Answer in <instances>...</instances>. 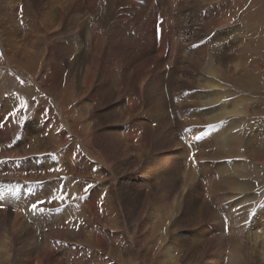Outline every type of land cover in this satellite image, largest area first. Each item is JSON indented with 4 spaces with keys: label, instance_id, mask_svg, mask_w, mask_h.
Masks as SVG:
<instances>
[{
    "label": "rangeland",
    "instance_id": "374dc122",
    "mask_svg": "<svg viewBox=\"0 0 264 264\" xmlns=\"http://www.w3.org/2000/svg\"><path fill=\"white\" fill-rule=\"evenodd\" d=\"M96 1L97 0H0V101H2L0 102V121L4 117V120L1 121L4 124H2V129H0V138L1 135H3L2 132L4 126L10 120L12 113L13 115L20 114L19 123L20 126H22L20 128L22 131L20 129L19 130L32 137L33 135L30 130H37L38 127L36 126V124H39L40 128L44 129V134L42 133V137L47 135L48 133L50 134V136L53 135L52 133H57L58 131H60V129L56 125V122H64L65 117L72 131L70 132L71 138L65 145L66 149H68V153H71L73 145L74 148H76V145L78 144V147L81 149V153L86 156L91 164L93 163L94 168H98V173L101 172V170L99 169L101 168V166H104L107 169V173L105 174V176L107 177L105 178L102 174H100L97 177L91 175V178H80L79 173H77L72 177L64 174H59L57 178L59 177L64 183L67 181V179H69L68 184H72L70 191L67 190V197L70 196L69 194H71V192H74L75 184L78 181H80L84 186L85 190L83 191V193H87L88 189L100 192V190H98L99 183L105 180L107 182V189H104V192H102L101 190L103 195L100 197V202L103 205L104 203H106V206L108 205V214H110L111 216H113V214L115 215L116 212L118 213V216L116 217L117 221H119V226L117 227L116 224L113 225V222H104L103 224L97 223L94 213L91 210L87 211L84 208L87 203L83 202V199L78 197L79 192L76 191L75 196L78 199H76L75 202L72 201L74 200L72 199V197L65 199V201L63 202L59 201V204L57 203V201H55L57 200L56 198L48 202L49 204H51V206L55 203L53 206L54 208L52 209L53 217L51 214H49L48 211V215H44L45 218L47 217V220L44 219V225H42L41 222L37 221V219L40 217L36 216L31 219H22L16 216L8 217L4 214V209L0 208V262H5L6 257L7 261L10 260L11 262L9 263L8 261V263L5 264H109L108 261L111 259V255H114V248L113 250L111 249L114 243H111L108 248L102 246L99 247L98 244H94V247L90 245L93 243L94 234L97 235V230H100L102 228H107L110 231L111 235L118 234V237H122V239H124L125 246L132 245L135 253L133 257L135 258L139 256L144 248L151 249L154 248L155 245L156 249L159 246L161 248L160 252L158 256H153V262H151V264H154V261L156 259L159 260L160 258L163 260V258L165 257L164 250L169 246L166 245L167 241L168 243L173 244L177 247L179 239H182L185 236L191 239L189 230H191L190 227L195 207L194 205H186L184 200L181 199L176 192H174L172 198L177 197L176 199H178L176 200L175 204H184L190 209V211L185 212L184 210H179V206L175 205V208L173 207V209L178 210H173L169 216L170 218L165 217L163 214L161 215V213H159V209L155 205V203H157V201H159L161 198L156 200L150 199L149 202L146 203V191L147 193H153L152 198H154V195L156 194L160 195V191L162 194L163 191L161 190V186H163V184L167 182L171 187H174L177 182H179L178 178H180V181H182V177L184 175L183 171L184 169L187 170L189 166L188 170L190 169L192 172L191 174H194L195 178H197V180L202 184L204 198L206 197V199H208V193L206 192L207 188H209L208 183L210 182V180L217 178V176L219 175L218 169L222 171V173H225L226 171L223 169V166L228 163H232L233 161V163H236L238 161L237 163L246 166L250 162L249 161L247 164L242 163L243 161L240 158H231V160L230 158H216L215 150H217L216 148L218 146L215 148L212 147L213 145H215L214 142L216 141L214 140L216 138H212V140L214 139L213 144L212 141L210 143H207V145L206 143L199 142L205 139V134L203 133V130L200 129L201 127L198 126V129L196 127L197 125L192 121V118H195L196 116L195 111H188L189 113L187 112L188 114H185L182 113L180 108L179 110L181 112L176 110L175 106L171 104L173 103L174 105H176L179 100L187 101L189 95L181 94V90H183L184 88H187L186 90H188L190 87L187 86L184 81L178 83L175 81L169 84V76L171 74L172 78L173 69L168 63H166L167 61L164 64L161 63L159 66V70L155 71L154 74L157 81L155 88L159 86V93L163 94V99H158L157 97L156 98L159 102L161 101V104L162 102H164L162 104L164 108L162 107V111L160 110V112H158L153 110L156 107L155 105L153 106L154 108H151L150 105L145 107L144 109L137 110L139 116L135 117L134 127L136 131H134L135 135L133 136V140L125 137L126 128L124 127V123L127 120V116L121 115L120 112H118L114 108L117 103L123 104L124 101H126V97L125 95H123L125 93L120 94L117 91L113 95L111 94V90H109V87H114L111 86V83L114 82V78H111L113 77L111 74L104 73V75L107 77L104 76V79L99 78L97 82V87L95 89L98 95V104L100 105V107L96 112L91 107L89 101L90 94L88 90H84V92L82 93L83 86L81 87V89H75L74 79L72 80L73 82L70 81L69 83H65L61 82L62 78H60L57 85H52L47 89L44 87L42 88L40 84H46V82L49 81L50 75L52 73V70L50 69L46 74L45 68L48 65L49 68L50 66H54L53 64L58 65L60 59V54L50 57L48 55V50L53 49L54 47L59 48V43L64 39L69 41V45H72L74 42L73 39L77 38L76 35H78V45L80 44L83 47L82 52L76 51L73 53V51H75V49H73L71 51L72 53H70L72 56L70 57V59H83L86 56V53H89L88 49L91 48L90 45L93 44L97 48L99 57L108 63V69L113 71L117 75L124 77L125 79L129 77L134 67H137L139 65L143 66L144 61L147 62L148 60L156 56V53L153 54L154 52H161L160 46L164 45L165 53L167 56L170 49L174 48L175 43L173 44V42H175L176 39H178V41L180 40L181 44H183V46L181 45L180 49L186 47V50L182 49L183 51H180V54L182 52L181 56L184 58H186L185 55H187L186 53L188 51L191 54H195L199 51L204 50V46L206 45L208 49H210L209 52L217 55V58L220 59L218 61L217 58L214 57L216 59L213 61H216L217 63L223 62L224 64L218 82H220L222 86H225H223L224 92H226L227 90V94L229 95L227 101L233 102L232 100L238 99L237 96L240 94L241 98L243 99L242 102L248 105V110L246 109L247 116L243 120L244 122L238 124L239 129L236 128L237 133L239 134V136L243 134L242 138H244L245 140H248L250 137L256 135L259 138V142L256 147H254L255 149L251 150L261 151V154L264 153V0H190L188 2L189 4L187 3V0H179L175 2V6H181L178 7L179 10L173 7V0H167L165 3H163L165 0H124L125 2L129 1L130 4L123 3L125 6L122 5V9H120L122 0H117V10L116 8L112 10L109 9V3L111 5L112 0H104V2L99 0L98 3ZM132 2L135 3L134 6L132 5L133 7L131 6ZM192 11L195 14H199L201 18L199 19L197 16L194 17L192 15ZM123 15H125L126 17ZM191 20H197L199 24L193 25ZM221 23H227L228 26L221 28ZM29 26H38L39 28H43V32L39 33L41 42H45L50 35L48 34V32H45V27H52L53 29L59 27L61 30H65L62 34H58L56 39L53 35L51 40L52 42H50L46 46H44L43 43H40L42 47L40 50L41 60L39 64L42 65L40 66L38 64L39 66L34 70V76L31 75L32 71L25 72L21 70L19 68L20 60L14 57H17L19 51L23 47H28V41L25 39L26 36H24V34L26 32H29V28H26L27 30L25 29V27ZM121 26L123 28H121ZM178 26L179 28H177ZM197 27L202 28V33L200 34L201 40L196 44H192L191 46L187 47L194 41L191 40V38L193 37L192 31ZM22 28L23 30L25 29L23 32L16 31L17 29L22 30ZM257 42L259 45H257ZM81 46L80 49H82ZM77 48L78 47H76V49ZM26 51L27 50H25V52ZM241 54H243L242 59H240ZM26 55L27 54L25 53V56ZM248 57L251 59H249ZM257 59L258 66L255 64L257 62ZM73 61L74 60H72V62ZM260 63L262 64V67L259 66ZM225 66L229 67L225 69ZM143 68H138L136 70V73H141L140 70H143ZM246 68H248V70H246ZM40 69H42V71H40ZM234 69L235 72L237 70V72L235 73L236 75L238 73L240 75V72H244V75L241 77L239 75V77H235L236 75H234ZM227 70L229 73L227 72ZM74 72L75 68L73 66V69L69 70L68 73L70 74ZM230 72L233 73V75ZM139 73H137L136 77H134L135 84L136 81L137 83L139 82V77H141ZM237 78H242V81H239ZM229 81L230 83H228ZM101 84L106 85L103 86L104 88L99 87V85ZM148 84H151V80L148 82ZM183 85L186 86L183 87ZM152 86L154 85H145L144 89L147 88L146 90H150L149 88ZM146 90L145 94H147ZM78 94L79 96H77ZM232 94H234L235 96H232ZM190 96H193V94H191ZM84 103H87L90 106L86 115L83 111V113L80 112L81 105ZM121 104H119V106ZM3 106L5 110H9V113H7V115L1 110ZM204 110L206 111L205 108ZM159 113L163 114V118L155 120L159 116ZM175 113H177L176 116H174ZM51 120H54L55 122L51 124ZM167 121L168 124H165L167 123ZM187 121H191V123ZM47 123H49V125ZM42 130L40 129V133ZM46 130L48 133H46ZM187 130H189L190 133ZM191 130H193V132ZM210 130L211 129H209V132H211ZM236 131L234 130L235 133ZM162 132V135L165 134V137L167 136L166 139L159 137ZM25 133H23L22 135L19 133L8 135L6 141L11 142V144L15 141V143H13L14 146L12 149H15L17 146L22 144V146L18 148H23V150H25L29 146V143H26V139H24ZM261 133L263 137L260 136ZM186 134L188 135V137ZM17 135L20 136L18 139H15ZM33 139H35V137H33ZM79 139H81L83 143L79 142ZM139 139H141L140 142H138ZM53 140H50L51 144H49L50 142L46 144L41 143L43 147H46L47 144L49 145H47L46 148H48L51 153L50 156L52 157L55 154L56 156H58V154L60 155L66 150L65 146L60 145L59 141L56 138H54ZM83 140L87 141L84 142ZM116 140H118L120 144L118 148L120 149V153L115 155L118 157L117 160H111L110 157L114 155L113 152H111V150L113 149L112 146L117 147ZM186 140L187 142L189 141L190 145L186 142ZM173 141L175 143L179 142L182 145H184L185 143L187 144L185 150H187V152H190H188L186 160L183 159V157L181 158L177 154L176 157L179 158L178 163L177 161H173V159H176L175 156H173L175 155L174 150L176 151V148L174 147L175 145H173ZM143 144L146 145V147L144 148L145 151H143L142 157H139L138 159V157H136L138 154L134 150L136 149L137 145L142 146ZM123 151H125V154H127L126 157L122 155ZM203 156L208 157L203 158ZM29 160L30 157L22 159L19 158L20 168L22 167V165L24 166ZM132 162H136L135 167H133V165L131 164ZM171 162H176L177 167L171 168ZM207 162H210L211 165L206 166L205 163ZM191 163L193 164L194 168L190 167ZM193 169L196 172L193 173ZM244 171L245 174L247 173L246 175L252 179V181H255L253 193L255 192L254 195L256 196V198L254 199V203L249 210V215H247L249 217L244 218V222L246 223H244L245 225L243 224V228L245 226L244 229H246L244 230L245 232L243 235H247L248 237L242 235V238H245L243 240V244L247 246V251H251V249L256 250V247H258L260 243L258 242V245L256 244L255 246V244L252 243L249 239L248 231H257L258 235L261 236L262 240L264 241V154L263 156H259L256 161L251 162V165H248V167ZM200 172H204L205 176H202ZM31 173L32 172H30V170L26 167V170L24 172L25 177H29ZM2 174L5 173L2 172ZM89 175L90 174L87 173L86 177H88ZM0 177L2 179H5L4 175H1ZM173 178L177 179L176 181H174L175 184L172 185L171 182H169V179L174 180ZM205 178L206 180H204ZM261 181L263 182L261 183ZM18 182L19 184L21 182L20 185L22 186H24V184L26 183V181H24L23 179L17 180V183ZM44 182L46 183V181ZM63 182L60 189L61 192L63 191L62 188L64 187ZM3 183L4 187H6L7 189H12L15 192L18 191L16 183H9L6 181H3ZM37 183L39 182L30 183V185L35 186V184ZM43 187H45V184H43ZM169 188L170 187H167L165 191H168L167 189ZM27 191L23 195L25 196V199L28 198L27 194L29 195V192ZM101 192L100 194H102ZM235 192H237L238 195L240 193L239 190H235ZM65 193L67 192H63V194ZM56 194H58V192ZM89 194L90 193L85 194L86 198ZM117 195L118 197H116ZM238 195L223 199V205L216 201V203L220 206L216 205L213 207L216 210L215 214L218 219L212 218L209 222L210 224H205V228H207V230L211 232L212 235L220 234V231L217 230H221L222 232L224 231V233L226 234L230 233V225L232 223L229 218L226 221L225 217L227 214L231 216L230 211H232L233 213V209L235 207L236 208L234 209V212L235 210L239 211L238 204L242 201V197ZM34 196L36 198L38 197L37 194H35ZM105 197L108 198V201L106 202ZM111 198H115L114 202ZM40 202L35 204L40 205ZM172 202L174 201L172 200ZM46 203L47 202L45 199L43 204L46 205ZM65 204L67 205V207H65ZM68 205L73 206L69 207L70 212L68 210ZM239 205L240 209L242 206H244H241V204ZM16 208L17 206L15 204L11 207V209H13L12 211L14 215L18 212ZM66 208L68 209L66 210ZM19 209L23 213H26L27 211H33L30 208L19 207ZM45 209L48 208L46 207ZM160 209L164 211L163 208ZM44 210L42 211L43 214L45 213ZM218 210H220V212ZM177 211L179 214H176ZM224 211H227V214ZM71 212L72 215L70 216ZM172 214L175 216V218ZM222 214L223 216H221ZM76 215L78 216L77 218ZM82 215H86V218H84ZM62 217H65L66 220ZM221 218H224V229L222 228ZM86 219L92 221L85 225ZM76 220H78L79 222ZM175 220H177L178 223H176ZM122 221L124 222V224ZM50 222L52 224L51 229L53 231L62 229L61 231H66L65 233H68L70 230L71 232L68 233L70 237H67V239H63L62 241L54 234H49V228L46 230L43 229V226H46L48 223L50 224ZM254 224H256V227L254 226ZM88 226H90L91 228ZM217 226L218 228H216ZM95 228L97 230H95ZM78 232L80 236L79 238H76L75 236ZM142 234H147L148 236H143ZM143 237H145V240L143 239ZM135 239H137L138 241ZM247 239L249 240L247 241ZM140 240H143L142 243L140 242ZM144 242L146 244H144ZM157 243L159 245H157ZM6 246H8L9 248ZM46 247H48V250H46ZM260 248V253H264V246H260ZM106 249L108 250L105 253L104 250ZM255 250L253 254L258 255L259 252H256ZM82 251H84L86 255ZM87 252H89L90 254H88ZM92 253H94V256H92ZM154 253L155 250H153L151 255ZM225 254L228 255L229 250H227ZM177 255L176 257L179 258L181 257L182 253H177ZM263 255H261L262 258L261 260H259V263H264ZM161 256L163 257L161 258ZM245 256L247 258L248 253H245ZM138 262L140 264L145 263L142 260H138ZM188 262L190 263L189 260ZM229 263L230 259H223L222 264Z\"/></svg>",
    "mask_w": 264,
    "mask_h": 264
},
{
    "label": "bare ground",
    "instance_id": "6f19581e",
    "mask_svg": "<svg viewBox=\"0 0 264 264\" xmlns=\"http://www.w3.org/2000/svg\"><path fill=\"white\" fill-rule=\"evenodd\" d=\"M98 1L99 0H97L96 2L98 3ZM101 1L104 2V0H101ZM166 1L167 0H165L163 3H165ZM176 1H179V0H173L172 5H173V7H175V9H178V7H181V6H175V2ZM189 1L190 0H187V3ZM118 2H120V1H118ZM146 2H148V1H146ZM123 3H129L130 4L129 1L125 2L124 0H122V3L120 5V7H121L120 9H122V5H124ZM116 4H117V0H112L111 5L109 3V9L110 10L115 9L116 8ZM132 5L134 6L135 3L132 2L131 6ZM173 7H171V8H173ZM116 10H117V8H116ZM191 10H193V9H191ZM192 15L194 17L197 16L199 19L201 18V16L199 14H197V13L195 14L193 11H192ZM123 16H125V15H123ZM124 20H122V21H124ZM191 22L193 23V25H198L199 24L197 20H195V21L191 20ZM211 22H212V20H211ZM221 24H222V25H220L221 28H224L225 26H228L227 23H225V24L221 23ZM122 26H121V28H123ZM168 26H169V24H168ZM26 28H29V30H28L29 32L28 33L26 32L24 34V36H26L25 39L28 41V47H26V48L23 47L19 51V54L17 55V57L16 56H14V57L16 59L20 60V64H19L20 67L19 68L21 70H23L25 72L32 71L31 75H33V73L35 72L34 70L40 65L39 64L40 60H41V51L40 50H41V47H42V45H40V43H43V45L46 46L47 44L52 42L51 40H52V36L53 35H54V38L56 39L58 34H62L65 30L64 29L61 30L59 27H57L56 29H53L52 27H45V32L46 33L48 32V34H50V35H49V37L47 38V40L45 42H41L39 33L43 32V28H39L38 26L37 27L36 26L35 27L29 26V27H25V29ZM177 28H179V26ZM24 30L22 28V30L21 29H17L16 31L23 32ZM192 32H193V37L192 38L190 37V38H191L192 41L193 40L194 41L192 43H190V44L188 43L189 45L187 47L191 46L192 44H196L197 42H199L201 40L200 39L201 38L200 34L202 33V28H198L197 27ZM190 34H192V33H190ZM43 35H44V33H43ZM76 37L77 38L73 39L74 42H73L72 45H69V41L64 39V40H62L59 43V46H60L59 48L58 47H54L53 49L48 50V55L50 57L55 56L57 54H60V59H59V64L58 65L53 64L54 66H50V68H49V65H48L45 68V73L46 74H47V72L50 69L52 70V73L50 75L49 81L46 82V84L45 83H41L40 84L42 86V88L44 87V88L47 89L48 87H51L52 85H57L59 83V79L60 78H62L61 82H65V83L66 82L69 83L70 81L73 82L72 80L74 79L75 85L74 84L73 85L75 86V89L76 88H80L81 89V87L83 86L82 87V93L84 92V90H88V92L90 94L89 95L90 96L89 97V101H90L91 107L96 112L99 109V107H100V105L98 104V101H99L98 100V95H97V92H96V89H95L97 87V82H98L99 78H101V79L103 78L104 79V76H105L104 73L111 74L113 76L111 78H114V82L111 83L109 81L111 83V86H114V87H109V90H111V94L113 95L117 91L120 94L125 93L123 95H125V97H126V101H124L123 104L117 103V105L114 108H115V110L120 112L121 115L127 116V120L128 121L126 120V122L124 123V127L126 128L125 137H127L130 140H133V136L135 135L134 131H136V129L134 127L135 117L139 116V114L137 113L138 112L137 110L144 109L145 107L150 106V105H151V108L155 105L156 107L155 108L153 107L154 108L153 110L154 111H158V112H160V110L162 111V109L164 108L162 106V104L164 102H162V104H161L160 103L161 101L160 102L158 101L159 98L163 99V94L159 93V88H158L159 86L157 88H155V85L157 84V81H156V77L154 76V74H155V71L159 70L160 64L161 63L164 64L167 61L166 63H168L170 65V67L173 69V72H172V75H173L172 78L173 79L171 78V74H170V76H169V84H171L172 82H175V81L177 83L184 81L185 84L190 87L188 90H186L187 88H184L183 90H181L182 92L180 91L181 94L189 95V98H188L187 101L179 100L176 103V105H174L171 102L170 103L173 106H175L176 110H178V111L181 110L182 113H185V114H188L189 113L188 111H195V115L196 116H195V118H192V121H193V123H195L197 125L196 126L197 128H198V126H200L201 127L200 129H202L203 133L205 134V139L203 141H199V142L206 143V145H207V143H210L212 141V144H213V140L214 139L212 140V138H216L214 140V141H216V142H214L215 145L212 146L213 148L218 146L216 148L217 150H215L216 158H222V159L223 158H230V160H231V158H236V159L240 158L243 161L242 163H246V164L250 161L249 164H247V165L245 164L246 166H243L240 163H237L238 161L236 163H233L234 161L232 163H228V164L223 166V169L226 171L225 173H222V171H220L218 169L219 175L217 176V178H215V176H214L215 179L210 180V182L208 183V187L209 188H207V191H206L208 193L207 194L208 199H206V197L204 198L202 184L197 180V178H195L194 174H191L192 172H191L190 169H189L190 170V172H189V170H188L189 166H188L187 170L184 169V171H183L184 175L182 177V181H180V178H178L179 182H177V184L174 187H171L167 182L164 183L163 186H161V190L163 191L162 194H161V191L159 190L160 191V195L156 194V195H154L155 197L152 198V194L153 193H150V192L147 193V191H146V196H145V198L147 200L146 203H148L150 199L156 200V199L161 198L159 201H157V203H155V205L158 207L159 213H161V215L163 214L165 217H169L173 210H178V209H173V207L175 208V205L179 206V210H184L185 212H189L190 211V209L186 206L187 204L188 205H194V207H195V211H194L193 216H192V223H191V227H190L191 230L188 229L191 239L187 238L186 236L183 237L182 239H179L177 247L174 246L173 244L168 243V241H167L166 245H169V246L168 247L166 246L167 248L164 250L165 257L163 258V260L160 259V258H159V260L156 259L154 261L155 262L154 264H183V263L191 264L192 262H195L197 264H222L224 258H226L227 260L230 259V263L229 264H264V263H259V260H261V258H262L261 255L264 254V253H260V249H261L260 246H262V247L264 246V241L262 240V237L258 235V232L257 231H252V230L248 231L250 241L252 243H254L255 246H256V244L258 245V242L260 243V245L258 247H256V250L255 249H251V251H247V249H246L247 246H245L243 244V240L245 238H242L243 236H247V235H243L244 232H245L244 230H246V229H244L245 226L243 228V224L246 223V222H244V218L245 217L246 218L249 217L247 215H249V210H250V208L252 207V205L254 203V199L256 198V196L254 195L255 192L253 193V190H254V187H255V181L254 180L252 181V179L249 178L246 175L247 173L245 174L244 170L248 167V165H251V162L256 161L259 158V156H261V155L263 156L264 153L261 154V151L251 150V149H255L254 147H256V145L259 142V140H258L259 138L256 135H254L253 137H250L248 140H245L244 138H242L243 134H241L239 136V134L236 131V128L239 129V125L238 124H240L241 122H244L243 120L247 116L246 113H247V110H248L247 109L248 105L246 103L242 102L243 99L241 98V95L239 93H238L239 95L237 96L238 99H233L232 100L233 102H228L227 101V99L229 98V95L227 94V90H226V92H224V88H223L224 85L222 86L220 84V82H218V79L220 78L221 73H222V68H223V65H224L223 62L222 63H217L216 61H213L218 56L213 54V53H210L209 52L210 49H208V47L206 45L204 46V50L199 51V52H197L195 54H191L188 51L186 53L187 55H185L186 58H184V57L181 56L182 52L180 54V51L182 49L186 50V47L180 49L181 45L183 46V44H181L180 40L178 41V39H176L175 42H173V44L175 43L174 48L170 49L169 54L167 56H166V53H165L164 45L160 46V49H161L160 51L161 52H159V53L154 52L153 54L156 53V56H154V58H151L147 62L144 61L143 62V66L139 65L137 67H134L133 71L131 72L129 77L127 79H125L124 77H121V76L117 75L116 73H114L113 71L108 69V67H109L108 63L105 60H103V59H101L99 57L96 46H94L91 43H90L91 44L90 45L91 48L88 49L89 53H86V56L83 59H78V58L72 59L71 58L72 60H74L72 62V60L70 59V57H72L71 54H70V53H72L71 51L73 49H75V51H73V53L76 52V51H78V52L79 51L80 52L83 51V47L79 44L82 47V49H80V46L78 45L79 36L76 35ZM43 38H44V36H43ZM165 42H166V38H165ZM257 45H259L258 42H257ZM76 47H78V48L76 49ZM25 50H27V51L25 52ZM25 53L27 54L26 56H25ZM230 53H232V52H230ZM219 56H221V55H219ZM214 57H216V58H214ZM242 58H243V54H241V58L240 59H242ZM249 59H251V58H249ZM252 59H254V58H252ZM217 60L219 61L220 59L217 58ZM251 62H252V60H251ZM255 64L256 65L258 64V59H257V62ZM73 66L75 68V72L69 74L68 72H69V70L73 69ZM259 66L262 67V64L260 63ZM227 67H229V66H225V69ZM138 68H143V70H140L141 73L137 72V73H139V75L141 77H139L140 78L139 82L137 83V81H136V84H135L134 77H136V75H137L136 70ZM246 70H248V68H246ZM40 71H42V69H40ZM233 71H234V75H236L235 73L237 72V70H236V72H235V69ZM178 72L179 73L181 72V73L179 74ZM227 72H228V70H227ZM176 73H178L179 75L176 74ZM243 73L244 72H240V75L238 73L235 77H239V76L241 77V76L244 75ZM231 74L233 75V73H231ZM260 74H261V72H260ZM256 76H257V74H256ZM105 77H107V76H105ZM237 79L240 81L242 78L241 79L237 78ZM150 80H151V84H148V82ZM226 80H228V79H226ZM230 81L228 83H230ZM152 84L154 86L150 87L149 88L150 90H146L147 88L144 89L145 85L147 86V85H152ZM105 85L106 84H101V85H99V87H103ZM186 85H183V87H185ZM107 86H108V83H107ZM114 88H116L117 90L114 89ZM40 90H41V88H40ZM145 90H146L147 94H145ZM39 92H41V91H39ZM191 94H193V96H190ZM77 96H79V94ZM232 96H235V95L232 94ZM119 100H121V99H119ZM229 100H231V99H229ZM0 102H2V101H0ZM119 104H121V105L119 106ZM123 106H125V107H123ZM21 108H22V106H21ZM89 108H90V106L87 103H84V104L81 105L80 112L83 111L84 114L86 115V113H87ZM179 108H180V110H179ZM204 108L206 109V111L204 110ZM3 109H4V106L2 107L1 110H2V112L6 113V115H7V113H9L8 112L9 110L7 111V110H5V109L3 110ZM254 110H255V108H254ZM39 111H41V110H39ZM177 113H179V112H177ZM177 113H175L174 116H176ZM19 115H13V113L11 114L10 120L5 124L3 132H2L3 135H1V138H0V173H1L0 176L1 175L5 176V179L4 178L2 179L0 177V208L4 209V214L6 216H8V217L16 216V217L22 218V219H25V218L26 219H31V218L37 216V217H40V218L37 219V221L41 222L42 225H44V223H43L44 219L47 218V217L45 218L44 215L47 216L48 215L47 214L48 211H49V214H51L52 217H53L52 209L54 208L53 206H54L55 203L52 204V206H51V204H49L48 202H50V200H54L56 198L57 200H55V201H57V203L59 204V201L63 202V201H65V199H68L70 197H72V199H74L72 201L75 202L76 199H78L75 196L76 195L75 191H76V192H79V194H78L79 196L78 197L83 199V202L87 203L84 208L87 211L91 210L94 213L95 220L97 221V223L103 224L104 222H113V225L116 224V226L118 227L119 226V221H117V217H116V216H118V213L116 212L115 215L113 214L114 217L111 216L110 214H108V208H107L108 205L106 206V203H104V205H103L100 202V197L103 195L102 192H104V189H107V182L105 180H103L101 183H99V189L98 190H100V192L102 190V192H101L102 194H100V192H97V191L91 190V189H88L87 193H83V191L85 190L84 186L81 184L80 181H78L75 184L74 192H71V194H69L70 196L67 197L68 191H70L72 184H70V183L68 184L69 179H67V178H66L67 181L65 183L59 177L57 178V176L59 174H64V175L72 177L73 175H76L77 173H79V177L80 178H91V175H94V177H97L100 174H102L105 178L107 177V176H105V174L107 173L106 172L107 169L104 166H101V168H99L101 170V172L98 173L97 172L98 168L95 167L96 168L95 169L93 163L91 164L88 161V159L86 158V156L83 153H81V149L78 147V144L76 145V148H74V145H73L72 146L73 149L71 150V153H68V149H66L65 145L70 140V138H71L70 132H72V131H71V127H70L67 119H65V117H64V122H61V121H57L56 122V125L59 127L60 131H58L57 133H52L53 135H51V136L46 130V133H48L49 135L47 134V135L42 137V133H43L44 129L40 128L39 124H36V126L39 129L37 128V130H33V129L30 130V132H32L33 137H35V139H33L32 136H28L25 132H21L22 130L20 128L22 126H20V123H19V120H20ZM158 115L159 116L155 120H159L160 118H163L162 117L163 114L159 113ZM44 116H42V117H44ZM46 116H47V114H46ZM50 116H51V113H50ZM141 116H142V114H141ZM243 116H245V117H243ZM3 120H4V117L1 119V121H3ZM54 122H55L54 120H51V124H53ZM187 122L191 123V121H187ZM2 124H4V123L1 122V125H0L1 128L0 129H2ZM47 124L49 125V123H47ZM165 124H168V121ZM121 126H123V125H121ZM208 127H210V128H208ZM40 129L41 130L43 129L41 131V133H40ZM209 129H211L210 130L211 132H209ZM234 130L236 131V133L234 132ZM187 131L189 132V130H187ZM191 131L193 132V130H191ZM147 132H149V131H147ZM15 133L16 134L19 133L21 135L23 133H25V135H24V139H26L25 142L29 143V146H28L27 149H25V150H23V148L19 149L18 147L22 146V144L17 146L15 149H12L13 146H14L13 143H15V141L11 144V142H7L6 139H7L8 135H11V134L13 135ZM142 133H144V132H142ZM203 133H201V134H203ZM145 134H146V132H145ZM162 134H163V132L161 133V135L159 137H162L163 139H166L167 136L165 137V134L164 135H162ZM106 135H109V134H106ZM19 136L20 135H17L15 139H18ZM260 136L263 137L262 133L260 134ZM168 137H170V136H168ZM187 137H188V135H187ZM199 137H200V135H199ZM54 138H56L59 141L60 145L65 146L66 150L64 149L65 150L64 153H61L60 155L57 153L58 156H56V154H55L52 157V156H50L51 155L50 151L48 150V148H46L48 144L46 145V147H43L42 144H44V143L46 144V143H49V142H50L49 144H51L50 140H53ZM196 138H198V137H196ZM135 140H136V138H135ZM140 140L141 139H139L138 142H140ZM78 141L83 143L81 141V139H79ZM85 141H87V140H85ZM116 141H117V147L112 146L113 149L111 150V152H113L114 155L111 154V155H113L112 157H110L111 160H113V159L117 160L118 157L115 156V155L120 153V149H118L120 144H119L118 140H116ZM168 141H169V139H168ZM170 141H172V140H170ZM186 142H187V140H186ZM187 143H189V141ZM173 145H175L174 147L176 148V151L174 150V154L175 155H173V156H175L176 159H173V161H177V163H178L179 158L176 157L177 154L181 158L183 157V159L186 160L187 156H188V152H190V151L187 152V150H185L186 147H187V144L185 143L184 145H182L179 142H177V143L174 142ZM189 145H190V143H189ZM192 146H194V145H192ZM145 147H146V145H144V144L142 146L137 145L136 149L134 150L138 154L136 156V157H138V159H139V157H142L143 151H145V149H144ZM61 151H62V149H61ZM107 153H108V151H107ZM122 155L124 157L127 156V154H125V151H123ZM27 157H30V160L24 166L22 165V167L20 168L19 158L22 159V158H27ZM207 157L208 156H203V158H207ZM177 163L176 162H171L170 163V164H172L171 168H176L177 167ZM89 164H91V165H89ZM131 164L133 165V167L136 166V162H132ZM205 165L209 166L211 164H210V162H207V163H205ZM215 166H216V164H215ZM26 167H27V169L30 170V172H32L29 177H25V175H24ZM190 167L194 168L192 163H191ZM199 169H201V168H199ZM2 172H4L5 174H2ZM194 172H196V171L193 169V173ZM87 173L90 174L88 177H86ZM200 173L202 174V176H205L204 172H200ZM200 173H198V174H200ZM251 173H253V172H251ZM254 174H255V172H254ZM21 176H23V177H21ZM6 178H8V179H6ZM92 178H93V176H92ZM259 178H261V177H259ZM20 179H23L24 181H26L24 186L20 185L21 182H20V184H19V182L17 183V180H20ZM173 179L174 180H170L169 179V182H171L172 185L175 184L174 181H176L177 178L176 179L173 178ZM217 179H219V180H217ZM204 180H206V178ZM3 181L9 182V183H16L18 191L15 192L12 189H7L6 187H4ZM44 181H46V183ZM29 182L30 183L39 182V183L35 184V186H33V185L31 186ZM62 182L64 183V187L62 188L63 191L61 192L60 189L62 187ZM262 182L263 181H261V183ZM43 184H45V187H43ZM167 187H170V188L167 189L168 191H165V189ZM235 190H239L240 191V193L239 192L238 193L242 197V201L240 200L241 202L240 201H238V202H240L239 204H241V206L242 205H244V206H242L241 209H240V205L238 204L239 211L235 210V212H234V209L236 207L234 209L232 207L233 213H232V211H230L231 212V216H229L226 213L227 211H224L227 214L226 217H225L226 221L229 218L231 223H232L231 224L229 222L231 224L230 225L231 226L230 227V231H229L230 233L226 234V233H224V231L222 232L221 230H217V231H220V234H218V235L217 234L216 235L213 234L212 235L211 232H209L207 230V228H205V224L209 223L212 218L218 219L216 214H215L216 210H215V208L213 206H216V205L220 206L219 204L216 203V201L219 202L221 205H223L224 204L223 199H227V198H230V197H234L235 195H238L237 192H235ZM26 191L29 192V195L27 194L28 198L25 199L24 198L25 196H23V195H24V193ZM57 192H58V194H56ZM60 192H61V194H60ZM63 192H67V193L63 194ZM174 192H176L177 195H179V197L184 200L186 205H184V204L182 205V204H179V203L175 204L176 200H178V199H176L177 197L176 198H172ZM88 193H90V194L86 198L85 194H88ZM35 194L38 195L37 198L34 196ZM61 197H63V198L61 199ZM116 197H118V195ZM45 199H46V202H47L46 205L41 203L42 201L44 202ZM107 199L108 198L105 197V202L108 201ZM114 199H112L113 202H114ZM172 200L174 202H172ZM38 201L39 202L41 201L40 202L41 204L40 205L36 204V205H38V208L36 210H34L32 206L35 203H39ZM14 204L17 206L16 209L18 210L17 213L15 212L16 213L15 215H14V213L12 211L14 208L11 209V207ZM49 206H50V208H49ZM70 206L71 205H68V208ZM225 206H226V204H225ZM236 206H237V203H236ZM19 207L30 208L33 211H31V212L27 211L26 213H23V212L20 211ZM46 207L48 209H45ZM65 207H67V205ZM71 207H73V206H71ZM68 208H66V210ZM160 208H163V210L165 212L162 211ZM218 208H216V209H218ZM43 210L45 212L44 214L42 212ZM64 210H62V211H64ZM68 210L70 212V208ZM218 211L220 212V210H218ZM221 212H222V210H221ZM81 213H83V212H81ZM225 213H224V215H225ZM176 214H179L178 211L176 212ZM65 215H66V213H65ZM71 215H72V212H71L70 216ZM172 215H171V217H172ZM82 216L84 218H86V215H82ZM221 216H223V214ZM77 217L78 216L76 215V218ZM62 218H64L66 220L65 217H62ZM174 218H175V216H174ZM57 220H58V218H57ZM221 220H222L221 221L222 222V228L224 229V218H221ZM245 220H247V219H245ZM76 221H78V220H76ZM91 221L89 219H86L85 220V225L87 223H90ZM175 221H176V223H178L177 220H175ZM123 224H124V222H123ZM51 225L52 224L50 222V224L48 223L46 226H43V229L47 230L49 228V230H48L49 234H51V235L54 234L55 236L60 238L62 241H63V239H67V237H70L69 234H68L69 232H71L70 230H69L68 233H65L66 231L65 232L61 231L62 229L61 230L57 229V230L53 231L51 229ZM220 225H221V223H220ZM255 225L256 224H254V226ZM91 226H92V224H91ZM93 226H94V224H93ZM187 226H185V227H187ZM227 226H228V223H227ZM246 226H247V224H246ZM88 227H90V226H88ZM96 228H95V230H97ZM216 228H218V226ZM180 230H182V229H180ZM92 231H93V229H92ZM173 233H175V232H173ZM73 234H74V232H73ZM142 235L146 236L147 234H142ZM79 236L80 235H79V232H78L75 237L79 238ZM93 237H94L93 243L91 242L92 244H90L93 247H94V244L95 245L98 244L99 247L102 246V247H107L108 248L111 243H114L112 248L110 247L112 250L114 248V255H111V259L108 261L109 264H140L138 262V260H142L146 264H151V262H153V256L154 255L158 256V254L160 252V249H161L159 246L155 249V245H154V248H151V249H149V248L146 249V248L143 247L144 250L140 254L138 253L139 256L137 258H135V257H133V255L135 254L134 250H133V246L132 245H126L125 246L124 245V239H122V237H120V236L118 237V234L111 235L110 231L107 228H105V229L102 228L100 230L98 229L97 230V235L94 234ZM143 239L145 240V237H143ZM249 239H247V241ZM135 240H137V239H135ZM88 241H89V239H88ZM142 241L140 240L141 243H142ZM186 242H190V243H186ZM88 244H89V242H88ZM144 244H146V243L144 242ZM157 245H159V244L157 243ZM6 247H8V246H6ZM46 250H48V247H46ZM107 250L108 249L104 250L105 253L107 252ZM153 250H155V253L151 255ZM227 250H229V254L228 255L225 254ZM254 250L256 252L258 251L259 254L258 255L255 254L254 255L253 254ZM82 252L86 255V253L84 251H82ZM89 252H87V253L90 254ZM135 252H137V251H135ZM177 253H179V254L182 253L181 257L177 258L176 257ZM245 253L246 254L248 253V257L247 258L245 256ZM92 256H94V253H92ZM89 257H90V255H89ZM162 257L163 256H161V258ZM1 258H2V256H1ZM63 260H65V259H63ZM188 260L190 261V263L188 262ZM8 261H9V263H11L10 260H8ZM8 261H7V257H6V261L5 262H0V264L8 263ZM195 263H192V264H195Z\"/></svg>",
    "mask_w": 264,
    "mask_h": 264
},
{
    "label": "snow or ice",
    "instance_id": "6c2138e0",
    "mask_svg": "<svg viewBox=\"0 0 264 264\" xmlns=\"http://www.w3.org/2000/svg\"><path fill=\"white\" fill-rule=\"evenodd\" d=\"M62 198H63V197H61V199H62ZM41 203H43V201H42ZM32 207H33L34 210H36V209L38 208V205L34 204Z\"/></svg>",
    "mask_w": 264,
    "mask_h": 264
}]
</instances>
